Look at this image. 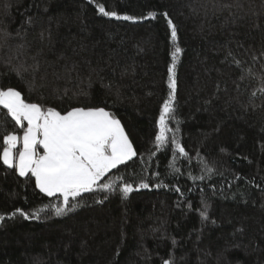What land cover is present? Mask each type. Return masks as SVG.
I'll use <instances>...</instances> for the list:
<instances>
[{"label":"trees","instance_id":"1","mask_svg":"<svg viewBox=\"0 0 264 264\" xmlns=\"http://www.w3.org/2000/svg\"><path fill=\"white\" fill-rule=\"evenodd\" d=\"M100 4L137 19L103 16ZM176 46L172 131L158 145ZM261 53L264 0H0V87L61 112L103 107L137 152L101 181L122 176L132 192L84 193L62 216L51 208L62 197L0 159V264H264ZM8 132L23 135L0 106V154Z\"/></svg>","mask_w":264,"mask_h":264},{"label":"snow or ice","instance_id":"2","mask_svg":"<svg viewBox=\"0 0 264 264\" xmlns=\"http://www.w3.org/2000/svg\"><path fill=\"white\" fill-rule=\"evenodd\" d=\"M97 7L99 13L106 17H114L118 20L137 19L129 15L121 16L116 11H107L103 4ZM163 15L167 17V13ZM155 16L154 12L148 13V17L155 18ZM167 24L170 28L171 41L176 44L177 27L171 19H167ZM4 35L11 34L5 32ZM19 47L22 48L23 45ZM182 51L176 46L171 53L172 63L168 67L167 81L169 92L161 108L159 132L155 137L158 145L166 143L167 133L172 131L168 128L167 121L175 111L176 66ZM233 62L238 66L240 64L238 60ZM38 67V64L35 65L33 71ZM15 71L20 75L22 71L28 69L19 67ZM243 78L242 75L241 79ZM256 92L264 94V86L253 91L252 95H256ZM0 106H3L15 124L23 129L22 136L17 135L16 132H8L3 136L4 147L0 159L4 165L15 166L22 177L31 173L35 177L36 187L42 193H46L49 197H62L60 204L51 205L56 216L65 215L78 207V204L70 202V198L75 200L84 193H93L97 190L111 192L119 187V190L127 196L133 191L130 183L117 185V181H123L122 176L111 177L106 182H101L102 178L113 169H118V166L137 156L121 121L113 113L103 107H73L64 112L54 107L45 108L42 104L27 102L22 97V93L12 87L6 89L0 87ZM25 121L27 127L24 126ZM172 142L179 154L188 155L184 147L175 140V136ZM17 145L21 147L17 149ZM139 187L147 188L149 185L141 182ZM43 211L44 208H41L29 213L17 208L11 215L15 216L19 213L25 218L39 219ZM4 219L5 216L0 215V221ZM162 264H173V262L171 259H165Z\"/></svg>","mask_w":264,"mask_h":264},{"label":"rangeland","instance_id":"3","mask_svg":"<svg viewBox=\"0 0 264 264\" xmlns=\"http://www.w3.org/2000/svg\"><path fill=\"white\" fill-rule=\"evenodd\" d=\"M40 151H42V149H39Z\"/></svg>","mask_w":264,"mask_h":264}]
</instances>
